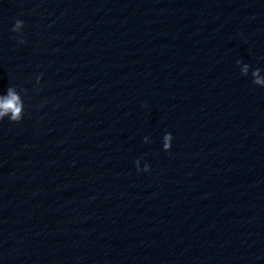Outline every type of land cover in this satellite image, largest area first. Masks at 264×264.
<instances>
[{"label":"water","instance_id":"obj_1","mask_svg":"<svg viewBox=\"0 0 264 264\" xmlns=\"http://www.w3.org/2000/svg\"><path fill=\"white\" fill-rule=\"evenodd\" d=\"M257 80L264 0H0V264H264Z\"/></svg>","mask_w":264,"mask_h":264},{"label":"clouds","instance_id":"obj_2","mask_svg":"<svg viewBox=\"0 0 264 264\" xmlns=\"http://www.w3.org/2000/svg\"><path fill=\"white\" fill-rule=\"evenodd\" d=\"M257 83L264 82L257 80ZM22 109V100L13 89H8L7 95H0V121L8 118L13 122H19L22 118Z\"/></svg>","mask_w":264,"mask_h":264}]
</instances>
